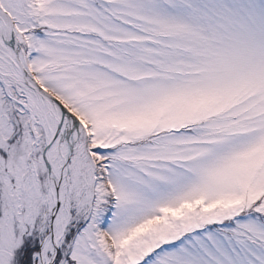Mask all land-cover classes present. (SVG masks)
Here are the masks:
<instances>
[{"label":"snow or ice","instance_id":"6c2138e0","mask_svg":"<svg viewBox=\"0 0 264 264\" xmlns=\"http://www.w3.org/2000/svg\"><path fill=\"white\" fill-rule=\"evenodd\" d=\"M0 264H264V0H0Z\"/></svg>","mask_w":264,"mask_h":264}]
</instances>
